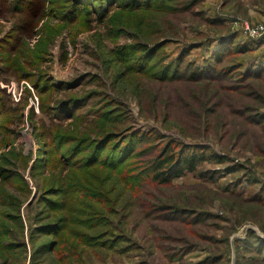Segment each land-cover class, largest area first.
<instances>
[{
	"label": "rangeland",
	"instance_id": "1",
	"mask_svg": "<svg viewBox=\"0 0 264 264\" xmlns=\"http://www.w3.org/2000/svg\"><path fill=\"white\" fill-rule=\"evenodd\" d=\"M0 110V264H264V0H0Z\"/></svg>",
	"mask_w": 264,
	"mask_h": 264
},
{
	"label": "trees",
	"instance_id": "2",
	"mask_svg": "<svg viewBox=\"0 0 264 264\" xmlns=\"http://www.w3.org/2000/svg\"><path fill=\"white\" fill-rule=\"evenodd\" d=\"M87 11H89V10H87ZM190 75H192V77L196 76V75H194V71H192L190 73ZM0 111H2V110H0ZM0 114H3V112H0ZM194 159L195 158H189V159L186 158V159H183V160H181V165L185 164V166H187L191 171H193L195 169ZM172 163L173 162H172V159L171 158H167V157L166 158H163V160L160 163L158 162V164L156 166V170L159 171L160 168H163L165 166L168 167ZM160 175H165V172L160 173Z\"/></svg>",
	"mask_w": 264,
	"mask_h": 264
}]
</instances>
